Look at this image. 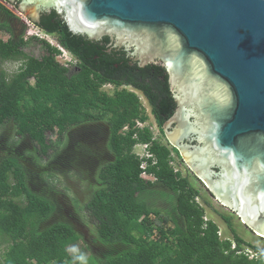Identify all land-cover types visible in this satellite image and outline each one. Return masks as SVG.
Instances as JSON below:
<instances>
[{
	"label": "trees",
	"instance_id": "1",
	"mask_svg": "<svg viewBox=\"0 0 264 264\" xmlns=\"http://www.w3.org/2000/svg\"><path fill=\"white\" fill-rule=\"evenodd\" d=\"M52 11L39 27L78 59L81 71L71 77L73 64L62 65L59 49L45 41L32 38L46 54L40 60L28 57L26 24L0 1V31L11 35L8 42L0 39V64L22 62L13 76L0 71V243H9L0 264H74L69 248L79 242L89 251L87 264H264V247L245 242L230 217L221 215L235 249L220 238L216 223L205 221L206 209L196 201L201 191L175 170L172 151L155 140L151 129L137 127L149 121L139 96L118 90L132 85L142 91L164 136L176 108L166 69L148 67L158 73L147 82L128 59L107 54L108 37L100 42L73 34ZM32 77L36 86L29 82ZM108 83L117 87L113 94L102 90ZM100 123L110 130L107 150L113 160L98 169L96 189L83 208L96 229L92 240L87 228L81 231L83 218L74 202L69 211L62 206L66 196L51 177L89 176L84 170L99 166L94 146L82 143L70 153L60 148L69 130L84 124L99 128ZM99 131L104 135L105 129ZM137 145H147L151 157L139 158ZM85 157L94 165H80ZM144 173L154 180L143 178ZM156 186L173 194L169 209L150 207L145 196ZM246 249L258 257L250 259Z\"/></svg>",
	"mask_w": 264,
	"mask_h": 264
},
{
	"label": "water",
	"instance_id": "2",
	"mask_svg": "<svg viewBox=\"0 0 264 264\" xmlns=\"http://www.w3.org/2000/svg\"><path fill=\"white\" fill-rule=\"evenodd\" d=\"M39 8L166 69L182 125L164 131L187 151L184 167L264 239V0H24L18 10L37 25ZM191 132L198 145L181 146Z\"/></svg>",
	"mask_w": 264,
	"mask_h": 264
},
{
	"label": "rangeland",
	"instance_id": "3",
	"mask_svg": "<svg viewBox=\"0 0 264 264\" xmlns=\"http://www.w3.org/2000/svg\"><path fill=\"white\" fill-rule=\"evenodd\" d=\"M7 7L10 11H12L16 15L17 18L20 19V21H23L26 24L27 40L29 39V41H26L27 46L25 47V53L28 56L34 57V58H40L43 55L44 47H43L42 43H40L36 39H34V40L32 39L33 37H35L36 34L38 35L39 40L45 41V42L49 43L51 46L60 48L56 37L47 35L44 32H42L41 30H39L37 27H35L33 25H29L27 23V22H30L28 20V17H27L28 13L22 14L20 11L14 9V7L11 5L10 6L7 5ZM31 12L32 11H30V13ZM0 39L7 40L8 37L5 34L0 33ZM64 55L65 56H63L62 58H58L59 62L62 65H64V66L68 65V62H70L69 64H75L74 58L71 56V54H69L68 51ZM19 66H20L19 63L0 64V71L4 69L9 76H13V74L18 71ZM102 90L109 93V94H113V92H114V88L112 86L104 87ZM127 90L132 91L131 88H128ZM136 94H137V92H136ZM138 96H139L140 101L143 105V108L146 110V114L149 117V121L146 123V126L149 128H152L154 130L153 132H154L155 136L156 137L158 136V139L160 141H162L165 145H167L164 136H162V134L158 130V127H157V124L155 122L153 115H151L150 107L146 104V101L142 97L141 94H139ZM175 129H177V128H173V130H172V129H170V127H168L167 128V135L170 136L174 132ZM77 131L78 130H76L75 132H77ZM93 131L99 132V130H97L95 128ZM55 132H54V134L58 135L57 130ZM54 134L50 135L49 137H51L53 140H56V137H54L55 136ZM9 135L13 136L14 132L11 130ZM94 139H95V137H94ZM63 146H65V147L60 148V150H65L67 153H70L73 151V149L71 147H67V139L66 138H64ZM142 148L143 147H141V146H137L134 150V153L141 152ZM95 149H96L95 151H97L96 152L97 157L93 158V161L99 166H96V168H94L91 171L92 172L91 176L90 175L89 176H84V175L82 176L80 174L79 177H76L75 175H72L69 173L65 177L55 176V175L53 177H51V179L55 183V185L59 187L58 189L60 190V192L63 193L62 196H66L64 198L65 203H66V200H68L69 202H70V200L74 202V205H75L78 213L83 218L84 226H82L81 231L88 229L89 235L91 236L89 238H91L92 240H94L96 238V229H95L94 225L92 224V222L90 221L88 214L84 212L85 209L83 210V208H84L87 200L91 196V194L96 189V186H97V183H96L97 176L96 175H97L98 169L102 165L101 162L103 160L104 153L108 151L106 145H103L101 148H95ZM82 163H84L83 166H90L91 167L92 165H94L92 163L91 159L88 157H85V160H83L82 162L80 161V165H82ZM174 166L183 173V176L189 177L190 181L195 185V187L201 191V198L199 200V203H201L202 206H204V208L206 209L207 218L219 226V229L221 230L220 234H221L222 240L233 241V235H232L231 231L229 230L228 226L221 219V217H222L221 215H224V216L231 218L234 229L236 230L237 234L243 240H245V242L253 244V245L258 246V247H264V239L260 238L259 236H257L253 232H251L243 224V222L241 221V219L238 217V215L236 213L232 212L228 208H225L220 203H218L211 196V194L208 192V190L205 188L204 182L199 181V179L197 178L196 175H194L187 168H185L184 163L181 162V164H178L175 162ZM84 171H89V170H84ZM150 180H154V179L151 178ZM66 184H67V187H69V190L67 187L65 188ZM172 196H173V194L170 193L168 190H165L160 186H156L154 188V192H152V193L150 192V193L146 194L145 198L148 200L151 208L156 209V210H166V209H169L171 207V204H173V197ZM204 200H206L210 204V206L205 205ZM75 201H77L78 204H75ZM152 218H154V217H152ZM169 226H171V224H169ZM8 246H9V243H7V242L6 243H2V242L0 243V259L1 260L4 257L5 252L8 250ZM69 253L71 254V256L74 260V264H87L86 259L89 256V251L87 250L84 242H79L78 244L70 247Z\"/></svg>",
	"mask_w": 264,
	"mask_h": 264
},
{
	"label": "flooded vegetation",
	"instance_id": "4",
	"mask_svg": "<svg viewBox=\"0 0 264 264\" xmlns=\"http://www.w3.org/2000/svg\"><path fill=\"white\" fill-rule=\"evenodd\" d=\"M2 2V4L7 7L11 5L13 6H16V10L19 9V5L22 4L24 2V0H0ZM19 11V10H18ZM51 12L53 11H48L44 8H39V19H38V24L35 25L39 30L43 31L45 34H48L47 32H45L43 29H41L39 26H40V23L42 21V17L43 16H48V15H51ZM54 12L58 15V16H61V18H63L65 20V15L64 14H60L58 13L57 11L54 10ZM66 21V20H65ZM16 25V24H15ZM0 33H3L5 34L8 39L7 40H4L6 42L9 41V39L11 38V35L5 33V32H1ZM74 34V33H73ZM57 37V36H56ZM105 37H108L109 38V42L106 43V47H107V54L109 56H113L114 58L118 57V56H123L124 58L128 59V63L131 67H135V66H138L139 69H141V71H138L139 73H144L143 75L145 76H148V79H147V82H151L152 80L155 79V75L158 73V72H150L148 71V67L150 66H156V67H161V66H157V65H146L145 67H140L139 65V62L137 61L136 57L133 56V52H134V49H131V50H128L126 49L125 46H121L118 44L119 40L118 38H116V36H113L110 37V36H105ZM103 37L101 40H99L100 42L105 38ZM39 40V39H38ZM27 41V40H26ZM105 44V43H103ZM24 52H25V49H24ZM46 54L45 50L43 52V55L40 57V58H37V59H42V57ZM30 57V56H28ZM34 58V57H33ZM74 62L75 64L71 65L72 67H69L68 70H69V75L68 77H71L72 75H74L75 73L77 72H80L81 71V68H80V65L78 63V59L74 56ZM9 63H19V68H18V71L16 73H18L21 68H22V62H9ZM115 68H118L117 65H115ZM163 68V67H161ZM166 71V70H165ZM146 72V73H145ZM16 73H14L13 75H15ZM166 74H167V71H166ZM142 81V80H141ZM29 82L32 86H36L37 85V79L35 77H32L29 79ZM168 84H169V89H170V92L172 94V97H173V100H174V103L176 104V108H175V112H174V115L172 116V118H170L169 121H171L172 119V123H171V126H170V129L173 130V128H180L181 125H182V122H180L177 118H178V111H179V104H178V99H179V95H178V92H177V89L176 88H173L170 83H169V78H168ZM107 86H112L114 88V92L116 90V86L113 85V84H105L102 89L104 87H107ZM128 88H131L132 89V92H134L136 94L137 92V95L141 94L142 97L145 99L146 101V104L150 107V110H151V113L153 114L154 112V107L151 103V101L146 97V95L136 89L135 87H133L132 85H122L120 87H118V90H127ZM113 92V93H114ZM139 93V94H138ZM143 106V105H142ZM168 121V122H169ZM195 119L194 118H191V122H194ZM167 122V123H168ZM99 126V125H98ZM166 126V125H165ZM158 127V126H157ZM95 129L99 130V128H103L105 129V131L103 132L104 135H101V133L99 132H96V131H93ZM99 128L97 127V125H91L89 127L86 126V124L84 125H81L77 128H74V129H71L67 132L65 138L67 139V147H71L73 150L79 145V144H82V143H87L89 146H94V148H101L103 145H106L108 144V141H109V136H110V130L108 129L107 127V124L105 123H100V126ZM165 128V127H164ZM88 129V130H87ZM76 130H78L77 132H75ZM159 130V128H158ZM160 132V131H159ZM163 136V135H162ZM95 137V139H94ZM164 138H165V141L167 143V147L172 151L173 153V157L175 158V161L173 163V165H175V162L178 163V164H181L182 163H185L187 166V162L185 160V156L184 154L187 153V151L183 152H179L176 148H174V146L172 145V142L170 141V139L168 138V136L166 134H164ZM195 138H196V135L191 134L189 135V137H185L183 139V141L180 142L181 146H188L190 147L191 149L194 148V146H197V142L195 141ZM155 140H159L158 138L155 139ZM162 142V141H161ZM163 143V142H162ZM71 144V145H70ZM164 144V143H163ZM175 150L177 151V153H175ZM65 152V150H64ZM67 156V154H65ZM113 160V157L107 152L104 153V157H103V160L101 162L104 163V162H107V161H112ZM174 168L177 170V172H181L180 170H178L175 166ZM94 169V168H93ZM93 169H86V170H89V171H86L88 173V175H92V170ZM216 168H214L215 170ZM189 171L193 172L192 169L190 168L189 166ZM218 172V171H216ZM182 173V172H181ZM195 175L196 173L193 172ZM183 174V173H182ZM185 177V176H184ZM189 178V177H188ZM198 178V177H197ZM190 179V178H189ZM199 179V178H198ZM199 181L203 182L202 180L199 179ZM205 188L208 190V192L211 194V196L214 198V196L212 195V193L210 192V190L206 187V185L204 184ZM215 199V198H214ZM62 206L67 209L68 211L71 209L70 208V202L68 200H66V203H65V200L62 199ZM216 200V199H215ZM206 201V200H204ZM217 201V200H216ZM218 202V201H217ZM219 203V202H218ZM205 204V203H204ZM252 232V231H251Z\"/></svg>",
	"mask_w": 264,
	"mask_h": 264
},
{
	"label": "built area",
	"instance_id": "5",
	"mask_svg": "<svg viewBox=\"0 0 264 264\" xmlns=\"http://www.w3.org/2000/svg\"><path fill=\"white\" fill-rule=\"evenodd\" d=\"M27 23H28L29 25H33V26H35V25L32 24L31 22H27ZM35 27H36V26H35ZM35 37L39 39V37H38L37 34L35 35ZM25 40H27V35H26V37H25ZM58 58H61V57H57V59H58ZM58 61H59V59H58ZM68 63H69V62H68ZM137 127H138L139 129H144V128H146L147 126H146V124H144V123L138 122V123H137ZM150 129H151L152 132L154 131L152 128H150ZM153 133H154V132H153ZM154 137H155V139L158 138V136L156 137L155 134H154ZM137 146H141V147H143L141 152L135 153L139 158L143 159V158H149V157H151V156L149 155L148 151H147V148H148L147 145H137ZM137 146H136V147H137ZM136 147H135V148H136ZM172 165H173V163H172ZM173 166H174V165H173ZM142 168L145 169V165H143ZM175 170H176V169H175ZM176 171H177V170H176ZM142 177L145 178V179L147 178L148 180H150V179L152 178L151 176H148V175L145 174V173L142 175ZM199 200H200V198H198L196 201H197V203H198L200 206H202V204L199 203ZM202 207L204 208V206H202ZM204 219H205L206 222L210 221V220L207 218V216H206ZM220 231H221V230H219V236H220V238H221V234H220L221 232H220ZM231 242L233 243L232 248L235 249V248H236L235 243H234L233 241H231ZM246 254L249 256L250 259H253V258H257V257H258V255H256V254H255L252 250H250V249H246Z\"/></svg>",
	"mask_w": 264,
	"mask_h": 264
},
{
	"label": "clouds",
	"instance_id": "6",
	"mask_svg": "<svg viewBox=\"0 0 264 264\" xmlns=\"http://www.w3.org/2000/svg\"><path fill=\"white\" fill-rule=\"evenodd\" d=\"M43 32V31H42ZM48 35V34H47ZM33 38H36V37H33ZM38 39V38H37ZM29 40V39H28ZM27 40V41H28ZM59 49V51H60V55H59V57H63V56H65L64 54H66V50L65 49H63L61 46H60V48H58ZM70 54V53H69ZM72 56V55H71ZM73 57V56H72Z\"/></svg>",
	"mask_w": 264,
	"mask_h": 264
}]
</instances>
